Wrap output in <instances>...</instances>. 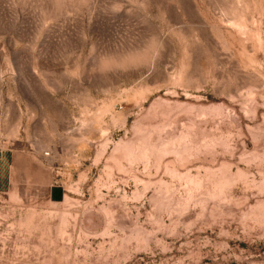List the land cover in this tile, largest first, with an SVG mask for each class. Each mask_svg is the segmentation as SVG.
<instances>
[{"label": "rangeland", "instance_id": "obj_1", "mask_svg": "<svg viewBox=\"0 0 264 264\" xmlns=\"http://www.w3.org/2000/svg\"><path fill=\"white\" fill-rule=\"evenodd\" d=\"M0 264H264V0H0Z\"/></svg>", "mask_w": 264, "mask_h": 264}]
</instances>
